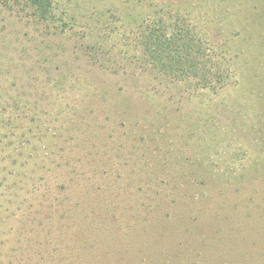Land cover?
I'll list each match as a JSON object with an SVG mask.
<instances>
[{"label": "rangeland", "instance_id": "rangeland-1", "mask_svg": "<svg viewBox=\"0 0 264 264\" xmlns=\"http://www.w3.org/2000/svg\"><path fill=\"white\" fill-rule=\"evenodd\" d=\"M53 2L65 32L49 36L44 31L52 28L0 6V188L9 184L3 152H9V126L2 121L11 116L9 103L40 98L18 91L38 87L48 92L41 97L48 126L43 156L55 150L53 166L62 165L54 169L51 190L58 185L59 195L80 201L66 223L55 221L58 240L37 245L32 258L39 264L118 258L130 264H264V56H257L264 28L244 45L234 41L240 29L226 34L228 20L245 19L256 0ZM189 3L195 7L190 16ZM161 8L170 9L166 20L180 8V22L203 27L214 21L213 41H234L230 83L197 88L163 82L135 64L115 70L93 62L86 46L97 41L119 54L130 50L124 43L134 44L138 28L131 17L141 22L147 10ZM44 164L34 188L24 178L9 189L8 199L20 205L0 217V264L27 262L9 258V249L20 245L23 211L39 202L51 174L45 172L51 164ZM98 199L117 204L110 216L115 228L90 231L97 238L92 247L82 243V228Z\"/></svg>", "mask_w": 264, "mask_h": 264}, {"label": "trees", "instance_id": "trees-1", "mask_svg": "<svg viewBox=\"0 0 264 264\" xmlns=\"http://www.w3.org/2000/svg\"><path fill=\"white\" fill-rule=\"evenodd\" d=\"M0 6L15 11L20 16L27 18L29 22L40 23L46 29L52 28L51 32L44 31L47 36L65 32L63 28L65 24L58 18L53 0H0ZM194 8L193 4L189 3L188 8L185 9H191L188 11L189 16L192 15ZM180 11L179 8L174 19L170 20H166L170 9L166 12L165 8L147 10L149 18H144L142 23L131 17L137 22L138 28L134 31V44L126 43L127 41L124 43V46H131L130 50H124L119 54L115 51L114 46L99 44L96 41L86 46L91 59L101 67L115 70L135 64L166 83L181 84L185 82L195 85L197 88H222L230 83L233 77L232 61L237 56L231 54L230 51L235 46L234 41L238 44H248L255 31L264 28V0H256V4L249 9L250 12L242 21L228 20L226 34L234 36L236 29H240L241 32V36L236 37L232 44L229 39L221 44L213 41L214 37L210 33L209 26L214 25V21L207 22L203 27L192 23L190 19L180 22V18L182 19ZM257 56H264V37L258 47ZM46 93L48 95L46 90L40 91L38 87L29 91L25 90L23 93L18 91V96L20 94L39 95L40 98L33 100L23 95L25 98L20 99L21 101L9 103L11 116H9L8 122L2 121L4 126H9V152L3 151L8 155L6 157H9V184L6 190L0 188V217L3 215L9 217V210L15 208L17 204L20 205L19 202L13 200V197L8 199L9 189L24 182V178H30L33 181L31 187L34 188L36 185L34 175L45 168L44 160L51 164L45 170L46 174L48 172L51 174L47 175L43 182L42 195L36 199L39 202L37 204L33 202L28 206V210L23 211L25 221L22 223V227L17 230L20 245L17 248L12 246L9 249V258L27 259V262H20L21 264H39L32 258L29 251L34 250L37 245L41 246L43 243L49 244L58 240L56 234L53 235L52 232L57 226L55 221L58 220V224L66 223L64 219H68V213L78 209L80 205L79 199H76V202L69 195H59L61 192L58 190V185H56V191H52L50 187L52 178L56 176L54 169L62 168V165L53 166L55 150L47 151L51 154L49 157L48 153L43 156L41 149V143L48 130L43 119L45 111L41 102V97L45 98ZM17 113L18 115H16ZM4 153L1 154L4 155ZM66 164L69 165V160ZM26 169H29L30 172ZM3 170L5 171V168ZM58 171L62 170L58 169ZM63 187L61 186V188ZM45 202H50V204ZM110 202L114 201L110 200ZM116 208V203L107 204L101 199L96 200L92 214L85 220L87 224L82 228L81 241L84 245L93 247L97 242L96 237L89 236L90 231H102L100 229L105 226L111 229L115 228L110 216L115 214ZM96 212L98 214H94ZM99 219L104 220L106 224L99 222ZM125 221L128 223V227L132 226L131 222ZM76 224L79 226V223ZM95 227L99 230H96ZM38 251H34L32 255L40 256ZM107 252L106 250L105 253ZM129 262L118 258V261L111 263L108 260L102 264H130Z\"/></svg>", "mask_w": 264, "mask_h": 264}]
</instances>
